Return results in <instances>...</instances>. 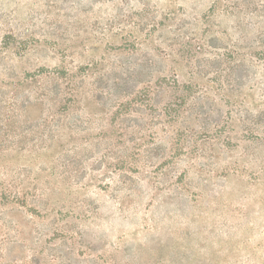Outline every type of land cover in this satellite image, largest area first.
<instances>
[{"label":"rangeland","instance_id":"obj_1","mask_svg":"<svg viewBox=\"0 0 264 264\" xmlns=\"http://www.w3.org/2000/svg\"><path fill=\"white\" fill-rule=\"evenodd\" d=\"M0 264H264V0H0Z\"/></svg>","mask_w":264,"mask_h":264}]
</instances>
